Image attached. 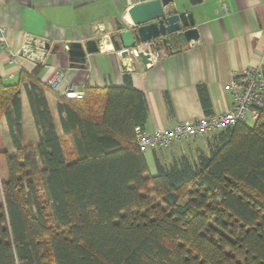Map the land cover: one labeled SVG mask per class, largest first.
Segmentation results:
<instances>
[{
  "label": "trees",
  "instance_id": "16d2710c",
  "mask_svg": "<svg viewBox=\"0 0 264 264\" xmlns=\"http://www.w3.org/2000/svg\"><path fill=\"white\" fill-rule=\"evenodd\" d=\"M39 70L0 83L13 150L0 128V264H264V106L252 125L209 134L194 158L156 159L149 175L135 138L148 105L129 74L56 103L58 132ZM198 94L210 115L205 86Z\"/></svg>",
  "mask_w": 264,
  "mask_h": 264
},
{
  "label": "crops",
  "instance_id": "0c3cea01",
  "mask_svg": "<svg viewBox=\"0 0 264 264\" xmlns=\"http://www.w3.org/2000/svg\"><path fill=\"white\" fill-rule=\"evenodd\" d=\"M143 1L147 0H0V26L6 28L9 49H18L26 35L41 42L46 50L44 63L34 64L24 56L11 59L8 49H0V83L22 86L38 66L36 80L46 86L51 117L60 132L56 103L64 98L63 90L121 86L122 76L129 74L133 87L146 96L148 115L143 129L152 132L206 116L198 85L206 88L211 114L225 111L233 101L229 84L234 73L250 66L264 67V0H201L195 7L189 0H172L167 7L192 8L198 38L182 42L176 34L169 36L166 44L158 43L150 65L142 63L134 52L122 56L109 40L123 14ZM127 18L131 19L129 15ZM90 38L101 40L100 51L90 54L84 65L70 62L68 43H84ZM172 38H176L174 44ZM56 71L62 73V80L54 90L47 86V79ZM20 93L26 136L25 120L33 130L35 127L23 88ZM166 94L171 111L164 100ZM206 146V139L200 138L146 149L143 154L149 175L156 173V159L169 164L180 155L194 158L199 151H207Z\"/></svg>",
  "mask_w": 264,
  "mask_h": 264
},
{
  "label": "built area",
  "instance_id": "2783aa9c",
  "mask_svg": "<svg viewBox=\"0 0 264 264\" xmlns=\"http://www.w3.org/2000/svg\"><path fill=\"white\" fill-rule=\"evenodd\" d=\"M127 16L123 14V19ZM6 28L0 26V49H8L11 59L17 56L29 58L34 64H43L46 50L43 44L29 36H24L20 47L10 50L5 40ZM155 42H148L138 46L133 52L138 55L140 51L150 54L149 61L152 62V56L155 51L152 50ZM101 47V46H100ZM101 49V48H100ZM113 50L109 46V50ZM38 67V66H36ZM230 85L232 104L225 111L217 114L206 115L202 118H194L187 122H175L171 127L165 129H156L147 132L141 127L135 128L136 141L141 151L151 149L153 147H168L175 143H187L194 139H205L209 134L218 132L226 127L236 124V122H246L251 120L254 122L258 118L259 110L264 106V67L250 66L239 74L233 75ZM62 73L56 71L49 79L47 86L56 90L61 83ZM62 96L66 99H81L84 97V91L75 90L69 87L63 90Z\"/></svg>",
  "mask_w": 264,
  "mask_h": 264
},
{
  "label": "water",
  "instance_id": "95a60500",
  "mask_svg": "<svg viewBox=\"0 0 264 264\" xmlns=\"http://www.w3.org/2000/svg\"><path fill=\"white\" fill-rule=\"evenodd\" d=\"M172 0H147L132 5L126 17L115 27L110 35L114 49L122 56H127L138 46L155 42L152 50L157 48L159 42L166 44L168 37L176 34L180 41L190 42L198 38L192 8L177 9L167 7ZM201 0H189L191 6L199 4ZM101 40L86 39L84 43L70 42L67 45L69 61L80 66L86 64L88 56L100 51ZM46 49L48 46H45ZM142 63L149 61L150 54L140 51L138 53ZM50 57L46 64L49 65Z\"/></svg>",
  "mask_w": 264,
  "mask_h": 264
},
{
  "label": "rangeland",
  "instance_id": "374dc122",
  "mask_svg": "<svg viewBox=\"0 0 264 264\" xmlns=\"http://www.w3.org/2000/svg\"><path fill=\"white\" fill-rule=\"evenodd\" d=\"M246 121V124L247 125H252L253 124V121H251V120H245ZM25 125H26V141L27 142H30V143H32L33 145H35L36 144V141H37V132L35 131V130H33V126H31V123H29L28 122V120H25ZM27 124L29 125V127L30 128H28V126H27ZM1 127H2V129H3V131H4V136H5V139H6V144L8 145V149L10 150V151H13L12 150V146H11V144H10V141H9V135H8V132L6 131V124H5V118L3 117L2 118V120H1Z\"/></svg>",
  "mask_w": 264,
  "mask_h": 264
}]
</instances>
